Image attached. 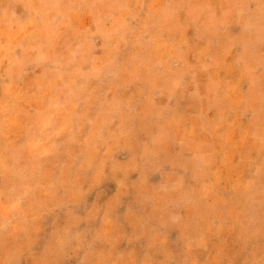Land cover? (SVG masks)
Instances as JSON below:
<instances>
[{"label": "clouds", "instance_id": "9594fccd", "mask_svg": "<svg viewBox=\"0 0 264 264\" xmlns=\"http://www.w3.org/2000/svg\"><path fill=\"white\" fill-rule=\"evenodd\" d=\"M0 264H264V0H0Z\"/></svg>", "mask_w": 264, "mask_h": 264}]
</instances>
